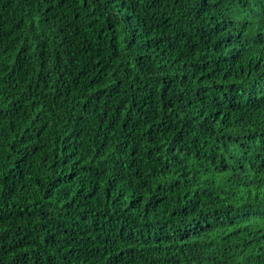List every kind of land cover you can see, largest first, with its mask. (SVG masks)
Wrapping results in <instances>:
<instances>
[{"label":"trees","instance_id":"1","mask_svg":"<svg viewBox=\"0 0 264 264\" xmlns=\"http://www.w3.org/2000/svg\"><path fill=\"white\" fill-rule=\"evenodd\" d=\"M0 264H264V0H0Z\"/></svg>","mask_w":264,"mask_h":264}]
</instances>
